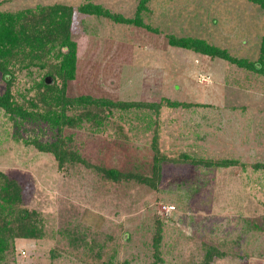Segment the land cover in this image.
<instances>
[{
  "label": "rangeland",
  "instance_id": "374dc122",
  "mask_svg": "<svg viewBox=\"0 0 264 264\" xmlns=\"http://www.w3.org/2000/svg\"><path fill=\"white\" fill-rule=\"evenodd\" d=\"M141 1L0 0L3 12L75 10L78 69L69 97L150 105L115 109L102 128L86 121L63 132L0 110V174L19 182L23 206L46 226L41 240H17L8 264H149L158 228L167 264H203L209 246L225 252L212 264H264V169L255 168L264 165V72L169 41L199 39L258 62L264 9L249 0H150L141 26ZM87 5L107 14L82 12ZM43 75L19 76V103L38 100L32 87ZM56 144L85 163L60 167L42 150ZM156 152L164 156L156 187L104 172L151 175Z\"/></svg>",
  "mask_w": 264,
  "mask_h": 264
},
{
  "label": "trees",
  "instance_id": "16d2710c",
  "mask_svg": "<svg viewBox=\"0 0 264 264\" xmlns=\"http://www.w3.org/2000/svg\"><path fill=\"white\" fill-rule=\"evenodd\" d=\"M149 1H141L135 24L142 26L140 15L147 9ZM249 1L264 9V0ZM82 12L107 14L101 7L93 5L85 6ZM74 13L75 10L72 8L59 4L16 13L0 10V73L6 83V91L0 94V110L10 115L15 122L18 118L20 121L31 118L63 132L81 128L84 122L89 121L91 126L98 129L106 126L107 118H110L115 109L127 111L150 107L141 102H114L90 95L69 97L68 88L70 83L76 80L78 69L79 46L78 42L72 38ZM169 41L172 46L189 49L211 58L224 59L249 71L264 72V41L258 62L237 59L226 50L199 39L171 36ZM35 71L44 72V75L32 87L38 90V100L30 99L28 104L31 108H27L18 102L13 88L22 73L26 72L27 76H33ZM47 78L52 79V84H47ZM166 104L172 107L186 106V104L171 101H166ZM162 105L154 104L153 106L158 109ZM72 137V135H65L64 139L69 141ZM64 139L59 138L61 145H65ZM61 145L56 144L55 148L45 145L42 150L54 153L60 167L74 161L85 163L80 155L68 152ZM184 160L190 161L188 156ZM163 161L164 156L156 152L151 175L149 173L129 175L117 169H107L104 172L114 181L137 179L156 187L161 177ZM221 164L229 165L228 162ZM259 167L264 169V165L255 166V168ZM0 177V264H8V255L14 251L16 241L41 240L45 237L46 226L38 211L29 210L23 206L24 191L19 182L4 174H0ZM160 230L158 228L153 239V260L149 264H167L160 250ZM220 249L218 246H209L203 264H212L217 257H223L225 252Z\"/></svg>",
  "mask_w": 264,
  "mask_h": 264
},
{
  "label": "built area",
  "instance_id": "2783aa9c",
  "mask_svg": "<svg viewBox=\"0 0 264 264\" xmlns=\"http://www.w3.org/2000/svg\"><path fill=\"white\" fill-rule=\"evenodd\" d=\"M165 209H166V210H165L166 212H170L171 210L174 209V207H168V208L166 207Z\"/></svg>",
  "mask_w": 264,
  "mask_h": 264
},
{
  "label": "water",
  "instance_id": "95a60500",
  "mask_svg": "<svg viewBox=\"0 0 264 264\" xmlns=\"http://www.w3.org/2000/svg\"><path fill=\"white\" fill-rule=\"evenodd\" d=\"M46 82H47V84H52V79L51 78H47Z\"/></svg>",
  "mask_w": 264,
  "mask_h": 264
}]
</instances>
